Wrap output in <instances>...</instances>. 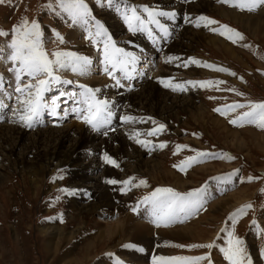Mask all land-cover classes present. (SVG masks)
<instances>
[{
	"label": "rangeland",
	"instance_id": "1",
	"mask_svg": "<svg viewBox=\"0 0 264 264\" xmlns=\"http://www.w3.org/2000/svg\"><path fill=\"white\" fill-rule=\"evenodd\" d=\"M199 1L201 0H127L128 6L147 5L156 10L168 12L174 11L176 13L175 18H169V21H167L169 24L174 26L175 33H173V35L177 34L178 32L176 33V31L181 30V27L187 25V29L201 31L209 34L210 36L213 34L211 29H216L217 31L214 32H216L221 39L224 38L223 35H220V32L223 31L224 35L229 34L236 40V43H232L230 48L234 49L240 58V61L232 60L229 58L228 54H225V56L223 52L220 53L199 44L197 48L190 51V55L187 56L188 59L179 64V66H184L187 62L188 67L186 68V66H182L184 69L181 68L178 73L186 71L187 69H191V72L195 70V74L193 76H187L190 77L187 79H192V81L224 82L222 84H212L205 87H201L199 84L192 85L193 90L190 92L196 94L197 97L195 98V102L201 105L200 107L205 110V115L203 116L204 123L202 121L193 122L191 119L187 118L185 114L180 113H177L179 117V120L177 121L173 117L163 120L154 114L145 112H139L140 114L137 113L138 115H141L139 117L147 115V117L151 119L147 120L146 128L140 127L139 129V125L133 135L138 133L137 136L142 137L145 132H148L153 127H158V124L165 125V132L162 134L161 139L156 137L154 141L160 144L164 143L166 146L164 148L156 146V150L154 148L152 151L145 154L144 157H152L154 159L157 157L162 161L164 169L168 172L174 175L177 174L181 180L192 182L195 185L189 186L186 189H179L172 185L173 178L170 180L169 176H165L162 179L159 177L160 180H155L149 177V175L143 173L126 171L122 174L123 176H119V174L113 172L112 178L110 179L123 181L129 177H135L136 180H134L133 183H138L140 179L147 182V186L133 187L132 185H129L128 188L130 190L126 189L124 192L120 190L125 187L124 185L119 183L110 185L112 191L117 194L119 198H124L122 199L119 208L113 210V212H116L121 219L131 216L135 220L146 224L152 231L151 235L146 239L148 242L142 239L139 240L133 238L125 240L124 238L120 244H117V237L119 238V235L112 241H110L108 236L105 235L102 243L95 245V247L87 251L85 244L91 241L92 237L97 232L95 227L92 226L93 222L89 220L87 222L88 224L84 226V230L76 235L65 246L63 244L67 241L63 240L61 245L64 247L62 246V249H60L57 255L53 257V253L46 251L44 247V243H46L49 238L42 236L38 231L39 228L47 225H56L58 227L65 226L67 230H72L75 225H81V221H70V218L74 215L73 211H71L67 205V199L70 195L59 191L62 188L74 190L72 188L70 174L64 167L57 168V171L52 174H43L41 176V183L39 184L36 194L33 193L31 184L27 183V181H31L33 177H25L24 175L21 176L14 174V177L9 183H4L2 187H0V264H60V259H66L69 257H76L78 264H99L101 261L109 264V262L106 261L108 257L111 256V258H114L116 256H120L121 254L124 255L122 258L125 262H127V264H133L134 262L131 259V252L139 253L142 256L145 255L144 259L146 260L140 259L141 261H135V263L138 262L137 264H154V261H151L153 257H194L201 255H208L212 264H229V262L224 258V254L221 250L228 247L227 242L229 240L230 232L234 233L235 236H238L243 241L242 246L245 248L247 255L251 258L252 264H254V258L256 259V257L259 264H264V254H262V249H264V238H262V235H264V194L260 192V189L264 188V175L260 173L261 171H264V152L257 147L251 148V146H248L249 150L247 151L244 149L239 151L230 145L232 137L227 136L224 133H219L218 131L220 130V127L212 128V124L210 122V120H213L215 117L218 118L224 127L231 131L241 132L242 130H252L253 132L264 136V129L257 127L255 124L246 123L241 127L229 123V119H234L240 112L245 111L246 109H236L235 111H230L229 108L227 110L221 109L224 105L230 106L235 103L247 104L249 101H264V37L260 34V40H257L245 31L239 24L219 16L214 11L206 9L204 11L200 10L199 12L193 13L189 16L192 18L201 15L207 16L217 21V24L209 25L208 27H204L203 25L196 27L194 23H185L184 16L187 14V6L190 4L199 6L197 5ZM208 1H210L213 5L222 8L233 9L241 15L258 17V10L262 7V5L264 6V4H260L254 11H242L237 7L231 6L232 4H235L237 0H229L228 3H221L219 0ZM86 2L92 10L94 17H97L100 13L105 11V14H111L112 17H117V22L115 20V24H117V26L110 27L111 23H108L109 26H106L103 20H101V22L105 25L108 33L109 30H112V32H118L119 26V32L124 37L123 41H127L138 36L144 37L145 35L150 36L151 40H153V38L162 37L165 34L155 25L147 24L144 26V30L130 32L128 30V26L124 23L121 14L114 11L116 6L109 7L106 3L104 6H100L97 4L96 0H86ZM49 3L50 0H3V2L0 3V29L10 32L13 25L17 24L21 17H27L29 20L36 19L42 26L44 32V46L49 52L58 48L65 51L79 53L87 56L89 59L93 58L95 55L93 53L96 48H101L100 44L97 43L96 45H93L90 40H86L84 38L86 33L80 26L69 27V21L64 15H58L53 10L45 7V5ZM120 7V11L122 13L124 11V5H120ZM56 11L58 12V10ZM179 17H181V19ZM165 18L166 17H158L161 25L163 26V20L166 21ZM221 25H227L229 28L239 32L242 34L243 39H237L232 33L222 29L220 27ZM87 27L90 31H95V29H92L91 25ZM53 28L62 34L65 43L57 45L52 42L53 36L51 29ZM71 33H73V36H70ZM82 33L83 35H81ZM93 39L96 38L93 37ZM0 40H3L8 44L11 40V36L9 35V38L0 36ZM5 42L0 41V44L4 45L3 47H5L7 53L6 55H8L9 50ZM228 42L231 43V40ZM245 45L248 47H245ZM99 51H101V49ZM101 57L103 59L102 55ZM189 58H194L195 60L202 62V64H192L189 62ZM162 60L165 59L162 58ZM91 61L93 62L91 63V65L94 66L93 68H98V65H96L97 60ZM8 63L10 62H8L7 59L0 63V70L2 71L0 72V75L4 71L10 73L8 70L3 69ZM203 64H210L214 67L208 68L203 66ZM131 65L133 67L131 70H135L136 66L133 64ZM100 66L104 67L102 62ZM9 67H11V63L6 66V69ZM218 67L227 68L229 72L216 71L215 68ZM95 72L99 75V72L101 71L96 70ZM230 72H234L236 75H230ZM59 75L62 79L69 78V75L64 70H61ZM181 76L185 75L181 73ZM170 77L171 80L173 79L174 81L173 83H170L171 85L179 84L178 80L181 79V77H177L176 79L174 76ZM182 79L185 78L182 77ZM101 80H103V78ZM167 80L169 83L170 79ZM24 82H28L27 77L24 78ZM164 89H166L165 91L169 92V94L173 93L180 95V92L175 93V91H172V87H164ZM233 89L235 91H233ZM236 92H240L243 95H236ZM12 103L11 105L14 109H17L16 107L20 105L18 104V101H16V103L14 102L15 104ZM216 108H220L225 114L221 115L220 112L214 111ZM152 121H156L157 124H153ZM237 123H239V121ZM259 141L264 147V142L261 140ZM251 144L253 145V143ZM178 145H184L187 147L177 148ZM197 151L212 153L219 152L220 154L218 156L222 158L210 159L209 164H216L217 166L222 167L227 166L230 170L224 168L223 171L220 170L219 172L216 171L213 173L200 174L197 173L196 170L199 166L194 169H190L188 164L184 163L182 165L185 169L184 172L181 171L179 167H174V165H181V162L185 161L187 157L194 156ZM223 154L235 157V159L229 160L226 156H223ZM206 163H208V161H203V164L208 165ZM118 167V165L114 166L113 164L111 166L114 171L118 170L119 172H122L120 167ZM234 170H238L236 173L241 170V179H243L245 183H243V181L240 183V180L236 183V189L228 191H219L218 189H214L215 192H213L211 197H214L215 200V198L217 199L221 196H226L229 192L231 193L245 188L248 195L246 199L239 205L232 208L228 213H223L222 215H219L217 219L212 221L208 220L207 215L209 207L214 200L210 203L205 201L203 203V207L189 216L190 218L188 217V220H190L189 222L198 221L203 223L199 226L200 230L206 231V233L210 234H214L216 232L215 237L209 236V239L204 237L202 239L195 238L190 240H174L163 239L158 235V232L156 231L159 230V228L150 224L149 216L151 215V208L149 205L142 203L145 196L149 195L158 187H170L176 191L179 190L181 192H187L192 190L202 180L207 181V183L203 184V187L207 186L211 181L222 183V180L226 178V175L232 173ZM58 175L63 176V179H54V177H57ZM248 176L259 177V179H254L252 182H248ZM110 185L107 183V187H110ZM114 193H111L112 196H115ZM79 195H82L81 191ZM57 197H59V199H57ZM89 199H91V197ZM246 203H251L252 208L247 209L244 214L237 215L233 226V221L229 219V215L241 205ZM133 208H136V211L141 213L138 218L134 217L136 211H133ZM112 216L113 213L111 212L107 214V216H105V214L103 215V217H105L104 219H111L113 218ZM95 218H98L97 214ZM182 218L184 217L182 216ZM220 224H223L222 228H219ZM160 228L169 229V227ZM221 229H223V231H221ZM213 241L215 243L212 249L187 247V245L207 244ZM138 242L144 246H151L153 244L152 248H155V253L157 255L154 254V250L145 253L147 250H144V247L138 244ZM250 243H253V245ZM126 244H133L136 247L126 248L124 247ZM176 245H185V247H176ZM121 248L124 251H121ZM139 249H143V251H140ZM129 253L130 255H128ZM142 261H144V263ZM161 262L164 264H179V262L171 261H156V264ZM199 264H208V261H200Z\"/></svg>",
	"mask_w": 264,
	"mask_h": 264
},
{
	"label": "bare ground",
	"instance_id": "2",
	"mask_svg": "<svg viewBox=\"0 0 264 264\" xmlns=\"http://www.w3.org/2000/svg\"><path fill=\"white\" fill-rule=\"evenodd\" d=\"M197 5L199 6L194 4L187 6L186 13L188 16L199 12L200 10L204 11L205 9L214 11L219 16L239 24L245 31L257 40H260V34L264 37L263 5L258 10L259 17L241 15L233 9L231 10L213 5L208 0H201ZM179 18L181 19V17ZM111 26L117 25L113 21L111 22ZM186 26L187 25L181 27V30L176 31V33H178L171 38L168 45L164 46L165 48L164 52H162L163 54L161 56L159 55L156 60H152L150 53L132 51L133 49L125 51L127 53H131L137 58L136 62L133 64L136 66V69H127L130 75L135 78L139 76L141 80H143L144 77L146 78L138 85L139 88L125 94L120 93L121 89L120 91H116L110 86H108L109 89L105 90L103 85H101L104 84L101 83L104 81L101 80L103 76L97 75V72H95L97 68L94 69L93 65H90L89 71L85 75L74 73L76 78L80 77V80L77 83H79V85L86 86L92 85L93 89H99V91L96 92L97 99L108 101V97H114V101H110L111 103L113 102V105L109 104V108L113 109V106L120 103V107L124 110V112L120 113L121 115L137 116L138 118L140 115L137 113L145 112L154 114L163 120L173 117L177 121L179 120L177 113H180L185 114L187 118L191 119L193 122L202 121L204 123L203 116L205 115V110L200 107L201 105L195 102V98L197 96L196 94H193V92H190L193 90V86L186 83L187 80L192 81V79H187L190 78L187 76H193L195 74V70H192L193 72H191V69H189L190 71L187 69L186 71L182 70L183 72L178 73L181 68L184 69V66H179V64L188 59L187 56L190 55V51L197 48L199 44L210 48L211 50H215L220 53L223 52L224 55L228 54L229 58L232 60L240 61V58L234 49L230 48L233 42L232 39H229L226 35H223L224 38L221 39V37L214 31L210 36L209 34L201 31L187 29ZM70 36H73V33H71ZM118 36L121 35L118 34ZM229 40H231V43L228 42ZM3 46V44H0V63L6 60L7 57L5 47ZM125 48H130V46L126 45ZM100 53L101 51L97 52V54ZM167 57H179V59H173L170 62H166L165 60ZM162 58L165 60H162ZM96 65L99 67L101 62L97 61ZM187 67L188 66H186V68ZM103 68L104 67H101V69ZM181 73L185 76H181ZM1 75L4 77L2 82L3 85L7 84L8 87H2V89H0V95H2L0 96V187H2L4 183H9L14 177V174L21 176L24 175L25 177H33V179L31 181H27V183L31 184L33 193L36 194L39 184L41 183V176L43 174H52L57 171V168L62 167L66 168L70 174L72 188L74 189V194H71L67 199V205L74 213V215L70 218V221H81V225H75L72 230H67L65 226L58 227L56 225H47L39 228V233L42 236L49 238V240L44 243V247L46 251L53 253V257H55L59 250L62 249L63 245L65 246L68 244L69 241L84 230V226L88 224L87 222L89 220L93 222L92 226L95 227L97 232L92 237V240L85 244L87 251L95 247V245L102 243L105 235L108 236L110 241L119 235V238L117 237V244H120L124 238L125 240L133 238L146 240L148 236L151 235V229L143 222L137 221L131 216L121 219L116 212H112L113 210L119 208L122 199H124L119 198L118 195L112 191L110 184V187H107L106 181L112 178L113 172L119 174V176H123L122 174L126 171L143 173L149 175V177L155 180H160L159 177L162 179L165 176H169L170 180L173 178L172 185L179 189H186L189 186L195 185L192 182L181 180L177 174L174 175L168 172L164 169L162 161L157 157L155 159L152 157H144L145 153H147L145 146L140 149L135 145L136 139H140L139 136L133 135L138 128L136 123L120 124L121 126L117 127V129L113 132L103 135L100 138L88 133L87 130L79 124L80 120L75 117L68 119L67 123L60 127H42L29 131L30 129L19 121V116L14 113L13 107L8 115L4 113V108L10 106V100L16 99L18 101L17 97L19 94L16 93L13 95L16 85L13 74L4 71ZM171 75H176L175 77L179 78L181 77V79L178 80L179 84L183 85V92L180 93V95L173 93L169 94V92L165 91L166 89H164V84L160 82L161 80L168 82L165 79ZM182 77L185 79H182ZM122 80L128 82L127 78ZM173 82L174 81L171 80L169 83ZM62 92L79 93V91L75 92L72 89H63L58 87V89L52 91L54 94L48 98V104L51 105L53 97L60 96V93ZM73 99L78 100L80 97L78 95L76 97L69 95L61 96L57 101V104L59 105L57 108L58 115H51V118H57L58 120L60 117L64 116L65 110H68V112H71L70 114L73 115L74 113L71 111L72 106L71 103H69V101H72ZM65 101H67V103H65ZM12 104H15L14 101ZM62 104L64 107L61 108L60 105ZM72 104L75 107V104ZM20 107L21 105L16 108L19 109ZM76 107H85V105H77ZM5 117L6 120L4 119ZM3 121L5 122L3 123ZM210 122L212 124V128L220 127V130L218 131L219 133H224L225 135L232 137L230 145L239 151H242L243 149L247 151L249 150L248 146H251V148L257 147L264 152V147L259 141L261 140L264 142V136L253 132L252 130H242L241 132L231 131L224 127L218 118L215 117L213 120H210ZM132 135L135 138H130ZM251 143H253V145ZM105 154L116 162V166L118 165L123 173L118 170L114 171L111 168L112 164L104 161L103 157ZM206 164L208 165H197L199 166L196 169L197 173L207 174L216 171L219 172L220 170L223 171L224 168L230 169L227 166L222 167L217 166L216 164ZM197 166L192 167V169ZM206 190L204 193H206ZM80 191L81 194L89 192L91 199L83 200L81 195H79ZM111 193H114L115 196H112ZM247 196L246 189L243 188L242 190L240 189L231 193L229 192L226 196H221L215 200L212 199L214 201L211 203L208 210V220H215L219 215L228 213L232 208L243 202ZM110 212L113 213V218L104 219L105 217H103V215L105 214V216H107ZM96 214L98 215V220L95 218ZM139 215L140 214L136 213V216L134 217L138 218ZM149 218H151V215ZM189 218L187 217V219H184L181 216L177 222L169 226V229L159 228L156 232H158V235L163 239L174 240H190L195 238L202 239L204 237L209 239V236L215 237L216 232L214 234H210L206 233V231L200 230L199 226L203 223L198 221L189 222ZM63 240L67 242L61 245ZM139 242L138 244H140ZM250 244L253 245V243ZM140 245L144 247V250H147L145 253L154 250V254H156L155 248H152L153 244L151 246ZM121 251L124 250L121 248ZM131 253V259L134 263L135 261L146 260L144 259L145 255L142 256L136 252ZM128 255H130V253ZM120 256L122 258L124 255L121 254ZM120 256H116V258H120ZM153 258L151 261H153ZM106 261L109 262V264H112L111 256L108 257ZM255 261L256 264H259L257 257L256 259L254 258V264ZM101 262H99V264H107ZM142 262L144 263V261ZM137 263L138 262L135 264ZM60 264L78 263L76 261V257H69L66 259H60ZM159 264L164 263L161 262Z\"/></svg>",
	"mask_w": 264,
	"mask_h": 264
},
{
	"label": "snow or ice",
	"instance_id": "3",
	"mask_svg": "<svg viewBox=\"0 0 264 264\" xmlns=\"http://www.w3.org/2000/svg\"><path fill=\"white\" fill-rule=\"evenodd\" d=\"M3 0H0L2 3ZM97 4L104 6L106 3L109 7L116 6V11L121 14L124 23L128 26L130 32H135L137 30H144V26L155 25L160 28L165 34L168 33V29L161 25L158 17H169L175 18L176 13L156 10L150 8V6H128L127 0H96ZM221 3H228L229 0H219ZM260 4H264V0H237L235 4L231 6L237 7L244 11H254L256 7ZM119 5H124V11L121 13ZM46 8L53 10L58 15H64L69 21L68 26H80L84 29L86 35L85 39L90 40L93 45L102 42V64L104 65V71L113 79V72L118 68L121 69L125 78H127L130 73L127 71L131 64H134L137 60L135 56L131 53L125 52L122 48L116 46L113 42L111 35L108 33L105 25L97 20L92 13L86 0H50V3L45 5ZM58 10V12L56 11ZM146 14V15H145ZM185 23H194L196 27L203 25L208 27L209 25L217 24L218 22L207 17V16H197L192 18L187 14L184 16ZM91 25L95 31H90L87 26ZM222 29L227 30L232 33L237 39L242 40L243 36L234 29L229 28L227 25H221ZM216 31V29H211ZM53 36V43L59 45L65 43L64 37L56 29H51ZM11 36V40L7 45L9 53L6 57L7 61L11 63V67L8 71L13 74L15 78V92L19 94L17 97L21 107L19 109H14V113L19 116V121L26 127H33L35 123L40 122V117L45 111L52 116H57V108L59 105L57 101L61 96L69 95L76 97L77 95L80 99H73L72 103L76 105H85L86 107H74L72 108V113L76 115V118L82 120L83 123L90 126L93 131H100L107 125L111 124L112 111L109 109V102L106 100H100L96 97V92L99 89H92L86 85H79L82 89L81 92L77 93H60V96L53 97L51 105L45 100V93L48 92L51 87L60 84H72L73 81L64 80L59 75L61 70L70 69L73 73L79 75H85L89 71L92 61L84 55H81L72 51H65L61 49H55L48 51L44 46V32L41 24L36 20H29L27 17H21L17 24H14L12 29L5 31L0 29V36ZM220 35H224L221 31ZM95 37L96 39H93ZM232 39L231 36L228 37ZM236 43V40H232ZM245 47H248L245 45ZM173 59H179V57H167L166 62H170ZM189 62L192 64L201 65L202 62L195 60L194 58H189ZM184 66H187V62ZM203 66L208 68H213V65L203 64ZM216 71L229 72L227 68L218 67L215 68ZM230 75L235 76L236 73L230 72ZM28 78V82H24V78ZM4 77L0 75V89L3 87ZM165 87H172L173 90H183L182 84L171 85L163 80L160 81ZM186 83L191 85L199 84L201 87L210 86L212 84H222L223 81H187ZM117 86H122L119 80H116ZM233 91H235L233 89ZM236 95H243L240 92H236ZM67 103V101H65ZM230 111H235L236 109H246L240 112L234 119H229V123L236 126H243L244 124H255L257 127L264 129V101L253 102L249 101L247 104L235 103L233 105L227 106ZM216 112H220L221 115L225 113L221 111L220 108L214 109ZM69 115L68 110L64 111V117ZM137 117L131 115H122L120 120L123 123H135L137 122ZM151 119V118H148ZM239 121V123H237ZM153 124H157L156 121H152ZM165 130L164 124H158V127L152 129L148 134L154 135L157 132H162ZM107 135V132L104 133ZM138 135V133L136 134ZM130 138H135L130 136ZM136 143L146 146V142L140 139H136ZM166 145L161 143L158 145L160 148H164ZM187 146L178 145L177 148H184ZM175 154V153H174ZM227 159L232 160L235 157L223 154ZM214 157L222 158L217 156L216 153L210 152H200L197 151L195 156L187 157L185 161L181 163H187L191 166L194 163H199L205 158ZM104 161L109 164L116 165V162L109 157L107 154L103 157ZM174 167H179L181 171L185 169L180 165H174ZM62 171V170H60ZM234 170L232 173L226 175V179H230L232 176L236 175ZM54 179H63V176L58 175ZM254 179H259V177L248 176V182H252ZM136 180L135 177H129L126 180L118 181L115 179H109L106 183L109 184H122L125 187L120 190L124 192L129 185L133 187L147 186V182L140 179L138 183H133ZM205 188L202 186L200 188H195L187 192H178L170 187H158L152 191L149 195L145 196L142 203L147 204L151 208V218L150 223L155 227H169L171 224L177 222V220L183 216L185 219L191 216L194 212L198 211L203 207V193ZM59 191L65 194H74V190H69L62 188ZM260 192L264 194V188L260 189ZM59 199V197H57ZM252 208L251 203H246L237 208L233 213L229 215V219L233 221V226L235 223V218L239 214H244L247 209ZM136 211V208H133ZM182 222V221H181ZM223 231V229H221ZM264 238V235H262ZM214 241L207 244H193L187 245L189 248H207L212 249L214 247ZM228 247L222 249L224 258L229 262V264H252L251 258L247 255L245 248L242 246L243 241L235 236L234 233H229ZM126 248H135L133 244L124 245ZM176 247H185V245H176ZM143 251V249H139ZM262 254H264V249H262ZM171 261L179 262V264H199L200 261H208V264H212L211 259L208 255L201 256H175V257H154L153 261ZM123 264V262H120Z\"/></svg>",
	"mask_w": 264,
	"mask_h": 264
}]
</instances>
